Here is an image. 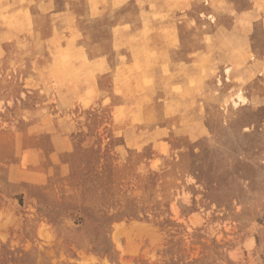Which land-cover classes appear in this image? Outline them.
<instances>
[{"label": "rangeland", "instance_id": "1", "mask_svg": "<svg viewBox=\"0 0 264 264\" xmlns=\"http://www.w3.org/2000/svg\"><path fill=\"white\" fill-rule=\"evenodd\" d=\"M229 1L181 85L1 21L0 264H264V0Z\"/></svg>", "mask_w": 264, "mask_h": 264}, {"label": "crops", "instance_id": "2", "mask_svg": "<svg viewBox=\"0 0 264 264\" xmlns=\"http://www.w3.org/2000/svg\"><path fill=\"white\" fill-rule=\"evenodd\" d=\"M205 2L206 4L202 0H0V24L4 20L3 31L5 34L12 32L8 22L13 20L14 14L15 28L19 31H23L30 18L43 35L55 36L64 33L63 30H67L68 36L80 35L94 46L83 41L91 61L101 62L111 69L131 65L136 59L134 49L140 45L144 51L140 57L142 66L153 69L157 78L168 79L171 85H181L188 75L196 79L200 77V71L194 66V59L188 58L191 52L204 51L202 44L193 45L194 37L218 34V25L204 20L201 13L216 14L219 22L222 18L227 22L232 20L231 11H227L224 16L207 6L214 4L216 8L221 4L225 7L223 2L230 4L229 0ZM204 23L207 24V30L203 29ZM230 26L228 25L227 30ZM94 36L107 37L111 49L95 51L99 41ZM135 37L138 38L133 40ZM124 41L128 43L123 45ZM119 44L122 46L119 47ZM121 57L125 58L124 62ZM172 97L174 96L171 95V99Z\"/></svg>", "mask_w": 264, "mask_h": 264}, {"label": "bare ground", "instance_id": "3", "mask_svg": "<svg viewBox=\"0 0 264 264\" xmlns=\"http://www.w3.org/2000/svg\"><path fill=\"white\" fill-rule=\"evenodd\" d=\"M82 9V8H81ZM161 16V15H160ZM13 18V17H12ZM22 20V19H21ZM80 34V33H79ZM166 35V34H165ZM73 37V36H72ZM171 37V36H170ZM114 41V40H113ZM75 48V47H74ZM79 48H80V46H79ZM64 52V51H63ZM144 52V51H143ZM82 55V54H81ZM79 57V56H78ZM82 59V58H81ZM85 60V59H84ZM139 63V62H138ZM68 64H70V63H68ZM71 64H73V63H71ZM78 65V64H77ZM125 65V64H124ZM54 66V65H53ZM57 69V68H56ZM73 69V68H72ZM69 70V69H68ZM71 70V69H70ZM52 71V70H51ZM55 71H57V70H55ZM130 78V77H129ZM72 80V79H71ZM244 99V97L242 96V94L241 93H238V94H236L235 95V97H233L232 98V102H233V104L236 106V105H238L239 104V102H241L242 100ZM173 162V161H172ZM140 223H142V222H138V221H131L130 223H126V222H124V221H122V222H119V223H116L115 225H114V227H115V230H116V232L118 233H120V232H127V237H129L130 235H129V230L128 229H130V228H138L139 229V231H142L143 230V228H144V225H142V224H140Z\"/></svg>", "mask_w": 264, "mask_h": 264}]
</instances>
